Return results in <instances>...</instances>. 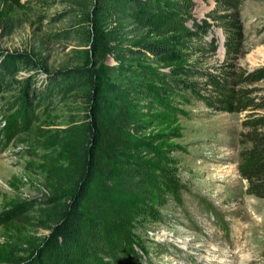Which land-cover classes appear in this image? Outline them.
<instances>
[{
	"label": "rangeland",
	"instance_id": "rangeland-1",
	"mask_svg": "<svg viewBox=\"0 0 264 264\" xmlns=\"http://www.w3.org/2000/svg\"><path fill=\"white\" fill-rule=\"evenodd\" d=\"M7 52L38 64L15 79L76 87L33 110L10 104L19 85L0 92V264L31 257L74 191L92 91L75 85L82 68L109 118L130 113L133 147L98 169L74 260L264 264V197L239 172L242 135L264 128V0H0V63Z\"/></svg>",
	"mask_w": 264,
	"mask_h": 264
},
{
	"label": "trees",
	"instance_id": "trees-1",
	"mask_svg": "<svg viewBox=\"0 0 264 264\" xmlns=\"http://www.w3.org/2000/svg\"><path fill=\"white\" fill-rule=\"evenodd\" d=\"M155 24L159 25L157 27L161 26L160 29L166 26V22L158 15ZM178 27V22L169 26L171 30H177ZM91 31L93 47L104 49V42L95 22L92 23ZM146 50L165 52L156 43L146 45ZM4 55L0 63V92L11 91L14 85L22 87L20 93L11 96V105L33 110L37 104L58 94L61 96L66 90L76 87L73 80L66 77L51 81L42 88L28 80L15 79L19 72L33 71L38 68V64L27 53L7 52ZM75 72L80 73L75 85L90 82L92 87L84 123L86 140L81 146V168L68 201L47 213V229L50 233L22 264H79L74 260L71 248L85 234L84 207L92 192L98 169L105 160L115 159L116 152L133 147L132 139L125 132L131 126L130 113L124 106H120L115 118H109L102 107V83L96 79L95 71L92 68H82ZM241 142L244 148L241 150L239 172L248 181L249 191L258 197H264V128L245 132ZM5 221L7 220L0 219V224Z\"/></svg>",
	"mask_w": 264,
	"mask_h": 264
}]
</instances>
